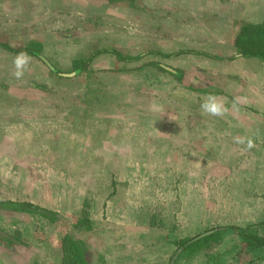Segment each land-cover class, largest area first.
Segmentation results:
<instances>
[{
	"label": "rangeland",
	"instance_id": "rangeland-1",
	"mask_svg": "<svg viewBox=\"0 0 264 264\" xmlns=\"http://www.w3.org/2000/svg\"><path fill=\"white\" fill-rule=\"evenodd\" d=\"M74 2L68 30L45 16L63 41L42 52L68 72L96 51L80 75L60 77L34 56L16 79L17 53L0 57V202L58 214L1 208L0 264H62L67 233L87 243L95 264H169L177 241L216 226L255 225L264 235V109L255 103L264 98V61L251 58L263 72L250 68L247 78L241 64L224 78L223 65L211 63L178 77L153 61L162 56L147 45L154 29L141 0ZM16 27L14 41L44 32ZM214 93L225 102L222 117L201 110ZM87 204L91 230L79 224ZM237 244L232 235L210 253ZM123 245L132 254L121 261ZM240 257L264 264V251ZM177 264H207V253Z\"/></svg>",
	"mask_w": 264,
	"mask_h": 264
},
{
	"label": "crops",
	"instance_id": "crops-1",
	"mask_svg": "<svg viewBox=\"0 0 264 264\" xmlns=\"http://www.w3.org/2000/svg\"><path fill=\"white\" fill-rule=\"evenodd\" d=\"M82 1L84 0H80V4ZM141 1L150 16L145 21L146 26L151 30L154 29L152 34L147 31V45L154 47L157 54L162 56L153 61L187 72L202 67L200 64L223 65L224 70L219 75L226 78L233 75V64L244 66L242 67L245 68L244 78H247L246 76L251 72L250 68L258 70L257 72L262 70L263 63L243 58L237 53L235 40L242 23L264 21V0ZM75 8L79 9L74 0H0V43L6 42L15 49L30 47L43 53L45 47L48 52H55L62 46L63 39L57 36L56 31H51L47 24L52 21L45 16L57 17L56 20L59 21L55 23V29L60 28L58 27L60 22L65 24L61 29L68 30L71 27L68 24L73 20L70 15L74 13ZM16 26L23 27L20 28L23 34L39 26L43 27L44 32L41 34L34 32L21 38L20 41H14L13 32L19 29ZM134 31L131 29L130 33L138 36ZM4 54L13 58L11 54L15 53L1 46L0 57ZM260 78L263 80L264 77ZM262 84L264 85V82ZM214 94L218 95V93ZM263 99L256 100V110L264 109ZM118 251L121 261L128 259L132 254L129 252V247L124 245L119 246ZM143 256L148 255L143 253ZM159 261L161 263H158ZM159 261L155 264L166 263L163 259Z\"/></svg>",
	"mask_w": 264,
	"mask_h": 264
},
{
	"label": "trees",
	"instance_id": "trees-1",
	"mask_svg": "<svg viewBox=\"0 0 264 264\" xmlns=\"http://www.w3.org/2000/svg\"><path fill=\"white\" fill-rule=\"evenodd\" d=\"M5 47L14 53L26 52L28 55L36 56L43 60L55 73L60 77L70 75L71 77L80 75L84 69L92 61V54L89 59L81 58L74 62L72 68L68 72L59 71L53 66L39 50L30 47L11 48L6 42L0 43V47ZM235 47L237 53L245 58H258L264 61V21L261 23L245 22L241 24L239 34L235 40ZM121 60L132 61L134 58L127 55H122L121 52L112 50ZM139 58V57H138ZM154 64V63H152ZM166 71L180 77L183 75L182 70L162 66ZM13 209L20 213L39 214L49 220H54L58 215L56 212L48 210L39 205L31 202H15L7 201L0 202V209ZM88 204L85 205L81 213L79 224L84 226L87 230H91L93 220L90 217V211L87 209ZM236 235L240 239V244L235 245L233 248L225 252H218L211 254L210 250L223 241L227 237ZM9 241L14 238L7 237ZM178 247L175 255L179 253L178 259L173 263L177 264L179 259L190 260L200 252L207 253V264H241V254L250 253L254 254L259 251H264V235L261 234L255 225H247L245 227L233 226H216L203 233L197 234L192 238L181 239L175 243ZM62 249V264H95L94 257L89 249L87 243L81 239L76 238L70 233L64 235L61 241ZM13 250V249H12ZM172 257L170 263L172 262Z\"/></svg>",
	"mask_w": 264,
	"mask_h": 264
},
{
	"label": "clouds",
	"instance_id": "clouds-1",
	"mask_svg": "<svg viewBox=\"0 0 264 264\" xmlns=\"http://www.w3.org/2000/svg\"><path fill=\"white\" fill-rule=\"evenodd\" d=\"M30 60L31 58L26 52H20L14 57V76L16 79H20L24 76L25 70L30 63ZM200 107L204 114L213 117H222L227 112L224 100L215 94H208L207 96H205ZM234 139L238 144L245 143V140L241 137H235ZM247 143L248 147L252 146L251 141H248Z\"/></svg>",
	"mask_w": 264,
	"mask_h": 264
},
{
	"label": "water",
	"instance_id": "water-1",
	"mask_svg": "<svg viewBox=\"0 0 264 264\" xmlns=\"http://www.w3.org/2000/svg\"><path fill=\"white\" fill-rule=\"evenodd\" d=\"M178 255H179V253H177V254L174 256V258H173L171 264H173V263L178 259Z\"/></svg>",
	"mask_w": 264,
	"mask_h": 264
},
{
	"label": "flooded vegetation",
	"instance_id": "flooded-vegetation-1",
	"mask_svg": "<svg viewBox=\"0 0 264 264\" xmlns=\"http://www.w3.org/2000/svg\"><path fill=\"white\" fill-rule=\"evenodd\" d=\"M173 260V259H172Z\"/></svg>",
	"mask_w": 264,
	"mask_h": 264
}]
</instances>
